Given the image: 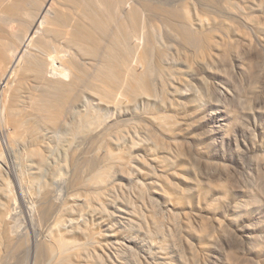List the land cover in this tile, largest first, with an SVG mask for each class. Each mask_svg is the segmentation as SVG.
I'll return each instance as SVG.
<instances>
[{
  "label": "rangeland",
  "instance_id": "1",
  "mask_svg": "<svg viewBox=\"0 0 264 264\" xmlns=\"http://www.w3.org/2000/svg\"><path fill=\"white\" fill-rule=\"evenodd\" d=\"M17 1L19 44L44 0ZM127 1L128 64L95 52L109 2L55 0L0 88V264H264V0Z\"/></svg>",
  "mask_w": 264,
  "mask_h": 264
},
{
  "label": "bare ground",
  "instance_id": "2",
  "mask_svg": "<svg viewBox=\"0 0 264 264\" xmlns=\"http://www.w3.org/2000/svg\"><path fill=\"white\" fill-rule=\"evenodd\" d=\"M54 1L55 0H44V2L42 1V5L41 6H38V7H40L39 8V10L38 9H36L37 10V14L35 15V18L33 17V21H32V23H31V25L29 26V28H28V30H27V32H26V35H25V37L21 40V42L19 43V44H16V43H9V42H7V41H3L2 39H1V37H2V35H0V88H2V90L3 89H5L6 90V88L7 87H9L10 86V84L12 83V81L14 80L13 79V77H15L16 76V74H15V72H16V70H17V66L19 65V63L21 64V60H22V57L24 56V54L26 53V51H27V47L28 46H30L29 44L32 42V40H34L36 37H37V34L39 33V30H40V28L43 26V24L45 23V20H46V16H47V13H49L50 11H51V9H52V7H53V5H54ZM72 1V0H71ZM74 1V0H73ZM99 1H101V0H99ZM106 2V4H107V2H109V5H107V7H105L106 5H104L105 3H102V5H104L103 6V8L107 11L108 9H109V11L112 13V14H110V12H108L107 14L108 15H111V19L113 20V21H115V23L117 22L118 23V25H119V27H118V25H117V29H119L120 28V30H118V31H116L114 28H113V32H117V34L116 33H112V31L111 30H109L110 28H111V25H110V28L108 29L107 28V31L109 30V31H111V33H112V36L115 34L116 35V37L115 36H113L111 39H109V41L111 40V42L113 41V39H115V40H117L116 41V43H114V46L112 45V47H111V44H113V43H111V42H109V43H111L110 44V46H108V47H110V48H108L107 46L105 47V49H100V47L98 46V45H100L101 44V42L99 41V40H97L96 42H97V48H98V50L96 49V51L95 52H99L100 50H104L102 53H104L105 52V50L107 51V50H109V53H108V51L105 53V55H107V53L109 54L108 56L110 57V59L107 61L108 63H109V61L110 60H112L111 58H113V59H117L120 55L118 54V53H120V51L119 50H131V48H132V50H133V47L132 46H134V44H132V46L130 45L131 43V40H130V42H129V39H132L133 37V33L135 32V31H138L139 30V27H140V24H139V22L141 21V19H140V21L138 20V18H141V16L139 15V11H141V10H138L136 7L135 8H132L131 6V9H130V11H128V9L129 8H127V10H126V2L128 3V1L127 0H103V2ZM25 2V1H24ZM87 2V1H86ZM86 2H84V3H86ZM77 3V2H76ZM75 3V4H76ZM83 3V5H85ZM91 3V2H90ZM92 3H94L93 1H92ZM91 3V4H92ZM78 4H82V3H78ZM78 4H77V6H78ZM87 4V3H86ZM88 4H89V1H88ZM96 4H97V2H96ZM129 4V3H128ZM20 2L19 1H17V0H0V14L2 13V14H4L3 15V17L1 18L3 21H4V23H6L7 21H8V19H9V17L11 16V17H17L18 15H19V13H18V11H20ZM40 5V4H39ZM90 5V4H89ZM89 5L87 6V7H89ZM91 6V5H90ZM92 6H93V4H92ZM23 7V6H22ZM83 7V6H82ZM129 7V6H128ZM24 8V7H23ZM22 8V9H23ZM80 8V7H79ZM86 8V7H85ZM85 8H83V9H85ZM91 8V7H90ZM89 8V10H88V8H86L87 10H84V11H89V13H90V11L92 10V9H90ZM102 8V9H103ZM106 8H108V9H106ZM82 9V8H81ZM93 10H96V9H93ZM92 10V11H93ZM151 10H152V8H151ZM150 10V11H151ZM23 11V10H22ZM97 11V10H96ZM96 11H94V12H96ZM21 12V11H20ZM36 12V11H35ZM83 12V11H82ZM93 12V13H94ZM128 12V13H127ZM125 13H127V14H125ZM18 14V15H17ZM21 14V13H20ZM35 14V13H34ZM97 14H98V12H97ZM125 14V15H124ZM92 15V14H91ZM86 16V15H85ZM140 16V17H139ZM92 17H94V19H96V17L95 16H92ZM91 17V18H92ZM101 17H103V16H101ZM108 18L109 16H105L104 18ZM90 18V17H89ZM97 18H100L99 16L97 17ZM103 18V19H104ZM110 18V17H109ZM108 18V19H109ZM107 19V20H108ZM110 19V20H111ZM93 20V19H92ZM107 20H103V21H107ZM109 20V21H110ZM111 20V21H112ZM96 21V20H95ZM99 21V20H98ZM102 20H101V22H103ZM97 22V21H96ZM98 23H100V22H98ZM103 23H107V22H103ZM102 23V24H103ZM141 23V22H140ZM101 24V23H100ZM107 24H109V23H107ZM138 24H139V27H138ZM98 25V24H97ZM101 26V25H100ZM99 26V27H100ZM105 27H107L108 25H104ZM103 27V26H102ZM101 27V28H102ZM109 27V26H108ZM103 29L104 28H102V30L101 31H103ZM138 29V30H137ZM105 30H106V28H105ZM104 30V31H105ZM77 31H78V29H77ZM108 31V32H109ZM89 32V31H88ZM87 31L85 32L84 30H82V33L84 34H86V33H88ZM108 32H107V36H108ZM119 32H121V34H119V36H118V33ZM139 32V31H138ZM184 32V31H183ZM73 33V32H72ZM91 33V32H90ZM111 33H109V34H111ZM105 34V33H104ZM133 34V35H132ZM137 34H139V33H137ZM77 36H78V34H76ZM76 35H73V36H76ZM87 35V34H86ZM93 35V33L92 34H90V36H92ZM72 36V35H71ZM82 36V35H81ZM89 36V35H88ZM130 36H131V38H130ZM136 36V35H135ZM147 36H148V33H147ZM84 37V36H83ZM86 37V36H85ZM109 37H111V36H109ZM108 37V38H109ZM118 37V38H117ZM145 37V36H144ZM149 37V36H148ZM88 38V37H87ZM89 38H91V37H89ZM95 38V37H94ZM104 38H105V36H104ZM117 38V39H116ZM135 38V37H134ZM137 38V37H136ZM143 38V37H142ZM141 38V39H142ZM48 38H46L45 40H47ZM76 39V38H75ZM83 39V38H82ZM140 39V40H141ZM149 39V41H151V39H150V37L148 38ZM43 41H44V39H42ZM84 40V39H83ZM133 40V39H132ZM87 41H89V40H87ZM91 41H92V38H91ZM90 41V42H91ZM142 41V40H141ZM141 41H140V44H141ZM148 41V42H149ZM94 42H95V40H94ZM139 42V41H138ZM136 43V42H135ZM139 44V43H138ZM42 45V44H41ZM105 45V44H104ZM103 44L102 45H100L101 47H103L104 46ZM107 45H109V44H107ZM43 48H44V50H46V51H48V53H47V58L46 59H48V62H49V64H48V66L49 65H51V69L50 70H48V72L50 71V72H52V73H57V74H62V75H65V76H68L69 75V70L71 69V68H73V67H75L76 66V64H74V63H72L71 64V66L68 64V65H66V64H64V62H62V60H60V58L58 57V55H60V51L57 49V46H56V44L55 43H53V42H51V41H45V42H43ZM41 46V47H42ZM136 46H138V45H136ZM95 47L96 46H94L93 48H92V50H94L95 49ZM114 47L116 48V50L114 49ZM104 48V47H103ZM108 48V49H107ZM29 50V49H28ZM111 50H113V52L115 53V51H116V53L119 55H117L116 56V54H114ZM115 50V51H114ZM117 50L119 51V52H117ZM57 51H59V52H57ZM112 53H111V52ZM29 53H31V52H29ZM57 53V54H56ZM101 53V51H100V55H104V54H102ZM63 54H65L64 52H63ZM63 54H61L60 55V57L63 55ZM96 54H98V53H96ZM121 54V53H120ZM25 55H27V54H25ZM31 55H32V53H31ZM35 55V54H34ZM99 55V54H98ZM105 55L103 56V58H104V62H106L105 61V58H108V56L107 57H105ZM64 56H66V54L64 55ZM63 56V57H64ZM130 58H131V55H128ZM27 57V56H26ZM45 57V56H44ZM67 57V56H66ZM65 57V58H66ZM98 57V56H97ZM122 56H120V58H121ZM129 57H122V60H123V62H126L127 63V60H130L129 59ZM68 58V57H67ZM100 58H102V56L100 57ZM119 58V59H120ZM36 59V58H35ZM35 59H34V61H35ZM61 59H64V58H61ZM119 59H118V61H119ZM32 61H33V59H31ZM121 60V59H120ZM31 61V62H32ZM41 61V60H40ZM40 61H38L37 63L36 62H34V63H36V69H37V71L39 72V73H41V75H42V73H44V74H46L47 75V73H45V68H46V66H44V64L42 63V62H40ZM65 61V60H64ZM115 61H117V60H113L112 62H115ZM30 62V63H31ZM121 62V61H120ZM120 62H118V63H120ZM34 63H32L34 66H35V64ZM107 63V64H108ZM122 63V62H121ZM121 63H120V65H118V64H116V63H111L112 65H116V66H121ZM130 63V62H129ZM128 64V63H127ZM110 65V64H109ZM20 66V65H19ZM31 66V65H30ZM103 66H106L105 64L103 65ZM108 66V65H107ZM106 66V67H107ZM114 66H112V67H114ZM115 66V67H116ZM122 66L124 67V65H123V63H122ZM129 66H131L130 64H129ZM33 67V66H32ZM109 67V66H108ZM108 67L107 68H105V69H108ZM111 67V66H110ZM111 67V68H112ZM110 68V69H111ZM116 68H118V67H116ZM125 68H128V65H126L125 66ZM131 68H132V66H131ZM49 69V68H48ZM105 69H104V71H105ZM119 69V68H118ZM117 69V70H118ZM129 69V68H128ZM112 70H115V69H113L112 68ZM130 70V69H129ZM128 70V71H129ZM116 71V70H115ZM115 71H113V72H115ZM120 71H122L121 69L118 71V73L120 72ZM136 71V70H135ZM109 72V71H108ZM107 72V73H108ZM130 72V71H129ZM111 72H109V74H110ZM14 74H15V76H14ZM18 74V73H17ZM56 74V75H57ZM60 74V75H61ZM120 74V73H119ZM134 73H133V71H132V73L130 72V74L129 75H132V76H134V78H136V73H135V75H133ZM111 75H113V74H111ZM116 75H117V73H116ZM138 75H140L139 73H138ZM121 77V74L120 75H118L117 76V80L114 78V80H115V82H112V81H114L113 80V78L111 79L112 81V83H113V85H115V86H117V84H114V83H117L118 82V80H121V78L120 79H118V77ZM141 76V75H140ZM142 77V76H141ZM141 77H139L140 79H141ZM105 78H109V77H105ZM133 78V77H132ZM134 78H133V81H134ZM144 78V77H143ZM13 79V80H12ZM106 79V80H107ZM139 79V81H142V80H140ZM137 80H138V76H137ZM108 81V80H107ZM110 81V80H109ZM117 81V82H116ZM138 81V82H139ZM111 82H110V84H111ZM132 82V81H131ZM136 82V81H135ZM120 83V82H119ZM118 83V84H119ZM105 84V83H104ZM132 84V83H131ZM136 84V83H135ZM135 84H133V85H135ZM12 85V84H11ZM107 86H109V84H107ZM121 86V85H120ZM114 87V86H113ZM8 89V88H7ZM112 89H114V88H112ZM0 91H1V89H0ZM106 93V92H105ZM108 94H109V92H108ZM110 95V94H109ZM1 118V117H0ZM18 124V123H17ZM15 126V125H14ZM13 126V127H14ZM16 126H18L19 127V125H16ZM17 127V128H18ZM14 130H16L15 128H13ZM12 129V130H13ZM8 131V130H7ZM21 131V130H20ZM20 131L18 130V132L17 131H14V133L13 134H16V132L17 133H20ZM13 132V131H12ZM7 133V132H6ZM11 133V132H10ZM9 134V133H8ZM12 136V135H11ZM15 136V135H14ZM16 136H19V134L18 135H16ZM8 137H10V134H9V136ZM9 139V138H8ZM19 139H20V137H19ZM13 140V139H12ZM18 140V139H17ZM11 143V142H10ZM3 155V154H2ZM2 155L0 156V157H2ZM3 158V160H5L4 159V157H2ZM3 162H6V161H3ZM7 164V163H6ZM8 166V165H7ZM14 172V171H13ZM18 173V172H17ZM16 176H17V174H16ZM21 179V178H20ZM20 183V182H19ZM17 185V184H16ZM22 188V187H21ZM22 190V189H21ZM26 190V189H25ZM24 194L22 193V196H23ZM21 196V197H22ZM25 196H23L22 198H24ZM40 199V198H39ZM22 200V199H21ZM20 200V201H21ZM31 200V199H30ZM24 201V200H23ZM26 201V200H25ZM29 201V200H28ZM39 201V200H38ZM41 201V200H40ZM31 202V201H30ZM27 203V202H26ZM36 203H37V201H36ZM13 204V203H12ZM22 204V203H21ZM14 205H16V204H14ZM18 205V204H17ZM24 205V204H23ZM29 204H27L26 206H28ZM31 205H33V203L31 204ZM31 205H29L28 207H31ZM34 206H36V205H34ZM39 206V205H38ZM37 206V207H38ZM8 207V206H7ZM13 207H15V206H13ZM19 207V206H18ZM27 207V208H28ZM36 207V208H37ZM11 208V207H10ZM32 208L34 209V207H31V215L29 216V217H31L32 216V219H33V215H34V213L35 212H32ZM15 208H13V210H14ZM24 209H25V207H24ZM29 209V208H28ZM38 209V208H37ZM45 209V208H44ZM43 209V212L44 211H46V209L44 210ZM9 211V216H8V218L7 217H2L1 218V220H0V222H10V221H8V219L9 218H11L12 220L14 219L13 218V216L16 214H14L13 213V210H12V208H11V210L10 209H8ZM26 210V209H25ZM34 211V210H33ZM27 212V211H26ZM42 212V213H43ZM21 213H23V212H21ZM3 214V213H2ZM44 215H45V213H43ZM42 215V214H41ZM16 216V215H15ZM20 216V215H19ZM21 217V216H20ZM17 218H18V216H17ZM10 220V219H9ZM16 221V220H15ZM16 223H18V222H16ZM11 224V223H10ZM4 225V224H3ZM6 225V224H5ZM12 225V224H11ZM11 225H9V229L11 228ZM17 226V225H16ZM5 228H6V226H5ZM12 229V228H11ZM13 229H14V226H13ZM13 231V230H12ZM18 231V230H17ZM9 232V234L11 233L10 231H8ZM16 233V232H15ZM14 233V234H15ZM19 233V232H18ZM17 235V234H16ZM15 235V236H16ZM11 236H13V233L11 234ZM7 237H9V236H7ZM6 237V238H7ZM9 238H11V237H9ZM66 241V240H65ZM67 242V241H66ZM72 243V242H71ZM66 244H68V242L67 243H65L64 245L66 246ZM73 244V243H72ZM75 244V243H74ZM63 245V246H64ZM70 245L71 244H69L67 247H70ZM61 246H62V244H61ZM60 248V247H59ZM61 249H63V248H61ZM75 248H72L71 250H74Z\"/></svg>",
  "mask_w": 264,
  "mask_h": 264
}]
</instances>
